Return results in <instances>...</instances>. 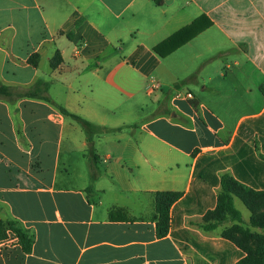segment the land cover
<instances>
[{"label":"crops","instance_id":"crops-1","mask_svg":"<svg viewBox=\"0 0 264 264\" xmlns=\"http://www.w3.org/2000/svg\"><path fill=\"white\" fill-rule=\"evenodd\" d=\"M162 1L0 0V83H49L57 105L115 130L96 138L93 181L77 122L40 98L0 99V220L35 238L25 254L9 233L0 264H238L246 256L221 224L209 232L199 224L217 208L223 173L264 191L256 151L257 142L264 154V0ZM203 15L210 28L168 58L154 52ZM159 192L182 193L165 237ZM115 209L129 220L111 221Z\"/></svg>","mask_w":264,"mask_h":264},{"label":"trees","instance_id":"trees-1","mask_svg":"<svg viewBox=\"0 0 264 264\" xmlns=\"http://www.w3.org/2000/svg\"><path fill=\"white\" fill-rule=\"evenodd\" d=\"M154 1L159 6L163 5L162 0ZM212 25V21L207 16L203 15L197 18L192 24L182 28L168 39L155 46L154 52L161 58H167L173 52L186 45ZM58 61L55 59L52 60L51 64L53 68L56 66ZM48 90L49 83H44L43 81L38 82L31 88H13L0 83V99L11 101L23 97L40 98L53 104L63 115L71 117L75 122H77L82 127L86 136L87 158L90 163L92 180L95 181L99 177V156L96 152V138L104 132H113L115 130L98 127L82 116L69 113L66 109L57 105L51 100L50 96L48 95ZM256 151L259 153L261 160L264 161V154L260 153L257 142ZM90 189L92 188H89V190ZM239 189L248 192H255V190L248 185L237 181L231 175V173H223L221 175V189L218 194L217 208L214 211L207 213V215L204 217V222L199 224V227L209 232L215 230L218 225H220L221 220L225 218L232 221H241V211L235 206V195ZM181 197L182 193L178 192H159L156 194L155 220L159 237H165L168 234L171 226L170 208ZM110 219L111 221H127L129 220V217L127 216L126 211L115 209L110 213ZM251 225L264 229V222L255 218L251 220ZM9 233L14 235V237L17 239L16 243L21 246V249L25 254L32 252L35 242L33 233H31L29 230L23 229L16 222L0 220V241L8 240L10 238ZM223 236L233 241L246 253V256L241 261H239L238 264H264L263 250L260 251L259 260L253 259L251 253L239 242L229 237L224 232Z\"/></svg>","mask_w":264,"mask_h":264},{"label":"rangeland","instance_id":"rangeland-1","mask_svg":"<svg viewBox=\"0 0 264 264\" xmlns=\"http://www.w3.org/2000/svg\"><path fill=\"white\" fill-rule=\"evenodd\" d=\"M60 35V32L57 33V37ZM61 46H63V40ZM37 59L38 56L34 55L31 62L36 63ZM54 59L59 60L57 50ZM167 64L171 66V60H168ZM183 70L187 71L186 64L183 66ZM187 74L185 73V75ZM235 206L241 211L242 220L232 221L226 218L221 220L223 232L244 246L251 253L253 259L259 260L260 251H264V229L252 226L251 220L255 218L264 222V191L248 192L239 189L235 195Z\"/></svg>","mask_w":264,"mask_h":264},{"label":"built area","instance_id":"built-area-1","mask_svg":"<svg viewBox=\"0 0 264 264\" xmlns=\"http://www.w3.org/2000/svg\"><path fill=\"white\" fill-rule=\"evenodd\" d=\"M186 98L189 99V100H192L193 99V95L191 93H187L186 94Z\"/></svg>","mask_w":264,"mask_h":264}]
</instances>
